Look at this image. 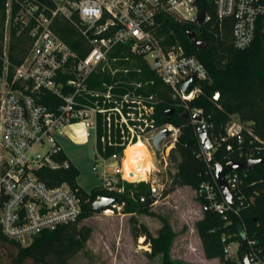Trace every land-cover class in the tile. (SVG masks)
<instances>
[{"label": "built area", "instance_id": "obj_1", "mask_svg": "<svg viewBox=\"0 0 264 264\" xmlns=\"http://www.w3.org/2000/svg\"><path fill=\"white\" fill-rule=\"evenodd\" d=\"M213 1L220 18H233L237 48L249 47L258 33L264 45V0ZM14 4L19 5L14 20L29 30L32 45L24 59L11 67L9 30L0 52V231L27 246L41 230L74 221L82 212V199L70 183L50 185L39 174L44 167L68 169L74 165L68 156L61 158L66 153L58 137L67 130L72 128V138L80 143L89 142L94 132L96 161L92 170L108 191L123 192L125 182H130L123 176L129 145L140 140L147 144L149 140L155 149L153 136L164 126L171 134L163 140L162 151L169 152L175 145L179 128L158 123L156 95L138 91L143 82L116 90L117 71L141 72L145 63L169 87L172 103L190 115L203 114L202 108L191 107L189 102L202 92L200 81L209 74L197 56L186 54L181 47L166 48L156 35L157 17L162 12L199 24L197 0H7L10 26ZM208 19L206 14L205 21ZM58 25L63 26V35L56 30ZM66 36L83 39L86 54L74 49ZM117 49H121L120 54H113ZM127 50L130 54L125 53ZM119 60L137 66L119 69ZM100 74L110 79L99 81ZM190 76H195L197 84L186 94L181 84ZM219 95L216 92L214 98ZM250 124L239 119L228 123L223 139L233 138L238 143L237 148L227 145L237 156L228 161L247 163L264 157V140L253 133ZM117 135L119 144L126 147L104 156L98 148L99 140L105 144ZM215 148L203 149L212 179L204 180L197 189V196L203 199L202 211L222 215L227 228L221 236L226 258L244 264L242 254L247 251L251 264H264L260 222L250 230L240 216L241 209L254 202L259 191H244L248 176L245 168L229 169L226 179L234 198L229 202L217 180L215 164L210 163Z\"/></svg>", "mask_w": 264, "mask_h": 264}, {"label": "trees", "instance_id": "obj_2", "mask_svg": "<svg viewBox=\"0 0 264 264\" xmlns=\"http://www.w3.org/2000/svg\"><path fill=\"white\" fill-rule=\"evenodd\" d=\"M6 3L7 0H0V52L3 50L4 24L7 19ZM197 3L199 8L205 10L209 16V19L203 24L178 20L170 13L162 12L157 17L156 35L166 48L181 47L186 54L197 56L205 64L209 76L206 80L200 81L202 92L189 104L191 107L203 109L208 134L216 146L210 163L215 164V161H221L226 164L230 158H237L227 149L229 143L237 148V141L233 138L223 139L226 135L227 124L233 115L236 114L239 120L244 123L250 122L253 133L264 140L263 36L258 33L249 47L237 48L232 34L233 18H220L213 0H197ZM18 9L19 5L14 4L8 44L11 67L24 59L32 45L29 30L22 28L21 24L14 20ZM65 29L70 31L68 26H65ZM190 29L197 31V38L201 39L206 47H200L195 40L189 38L187 31ZM56 30L63 35V26L58 25ZM66 39L81 55H85L88 51L83 39L71 40L67 36ZM120 50H115L113 54H120ZM125 53L130 54L128 50ZM141 66V72L132 70L127 74L119 73L115 75L114 79L119 81L116 90L118 88L123 90L125 88L123 86L133 88L134 82H143V87L138 91L147 94L153 93L159 101L156 106L158 123H170L179 128V135L171 150V160L176 163V172L170 174L172 184L170 188L164 190L163 194L166 196L178 186L183 185H190L198 189L204 180L212 179L198 135V124L194 123L191 118L184 117L183 107L172 103L169 87L162 82L157 74L145 63H142ZM98 77L99 81L102 78L110 79L103 74ZM216 92L220 94L218 98H214ZM172 108H175V111L167 114ZM99 133L100 135L103 133L101 123ZM246 137L250 138L248 134ZM111 141L108 140L103 144L99 140L98 143L99 151L106 157L119 153L126 147L125 144H119L121 141L119 135L113 137ZM61 158H67V155L63 153ZM245 170L248 176L244 191L250 194L256 189L259 194L254 202L241 209L240 216L250 230L255 229L257 222H260L259 230L263 235L264 180L262 179H264V164H257L253 169L245 167ZM138 173L131 176L123 173L124 178L132 181L125 182L123 192L108 191L102 185L87 191L78 183L80 171L75 165L68 169L42 168L39 174L48 184L54 185L61 182L71 184L82 199V212L74 221L59 224L52 229L41 230L27 246L9 239L0 231V251H4L0 252V264L4 257L7 261L6 264H70L69 260L86 247L92 234L90 226H79V224L95 212L92 204L104 194L120 197L119 205H122V211L131 214L130 221L134 237H145L146 241L151 243L153 254H163L164 264H185L170 258V247L175 233L164 216L152 211L149 205L143 204L144 198L150 197L153 192L151 186L146 185L147 180L141 179L135 182ZM252 182L254 183L251 185ZM197 199L201 204L203 203L202 198L197 196ZM138 213L160 216L163 224L157 236L151 233L146 224L138 220L136 217ZM235 221L233 228L236 229L238 221ZM224 224L225 221L221 214L211 211L203 212V217L198 222V232L205 256L209 259L218 257L224 264H238L236 260L225 257L224 243L221 240L223 232L227 231ZM215 228L217 230L213 231Z\"/></svg>", "mask_w": 264, "mask_h": 264}, {"label": "rangeland", "instance_id": "obj_3", "mask_svg": "<svg viewBox=\"0 0 264 264\" xmlns=\"http://www.w3.org/2000/svg\"><path fill=\"white\" fill-rule=\"evenodd\" d=\"M9 30L10 25L6 20L4 36ZM130 65L137 66L135 62L131 64L123 60L116 62L119 69L131 67ZM119 73L123 72L121 70L116 72ZM238 119L236 114L231 118ZM72 131L70 128L58 138L68 157L80 171L78 183L90 191L102 182L99 175L92 170V165L96 161L94 132L91 131L89 142L80 143L72 138ZM148 142L155 165L153 170L148 171L144 166H140L136 171L123 170V173L131 176L139 172L135 182L143 179L147 180L146 185L151 186L153 192L150 196L153 201L149 204L151 210L164 216L175 233L171 242L170 258L185 264H197L201 261L206 264H220V260L216 258L204 261V248L198 232V222L203 217V211L197 199V189L192 186L185 187L178 193L172 192L169 197L165 196L163 192L172 184L170 174L176 172V163L171 160V151L157 152ZM108 210L94 212L80 222L79 226H90L92 234L86 247L69 260L70 264H164L163 254H153L151 243L147 242L145 237H134L131 215L122 211V205L110 208V212ZM136 217L148 226L154 236L158 235L163 224L160 216L138 213ZM6 262L4 257L2 264Z\"/></svg>", "mask_w": 264, "mask_h": 264}, {"label": "water", "instance_id": "obj_4", "mask_svg": "<svg viewBox=\"0 0 264 264\" xmlns=\"http://www.w3.org/2000/svg\"><path fill=\"white\" fill-rule=\"evenodd\" d=\"M206 12L205 10L201 9L197 18V22L199 24H203L205 22ZM187 34L190 39L195 40L196 44L200 47H206V44L199 38H197V31L194 29H190L187 31ZM197 81L195 76H190L188 79H186L182 84L181 87L184 90L186 94L190 93L192 89L196 86ZM175 111V108H172L170 111L167 112V114H171ZM184 117L186 118H192L195 121H198V135L200 138V142L202 144V148L204 150H209L214 147V144L212 142V139L210 138L208 134L207 129V123L204 120V116L202 113H194L190 115L189 113L185 112ZM171 134V130L164 126L161 128L154 136H153V146L155 147L157 152L162 151V143L165 138H167ZM263 158H257V159H250L247 163H244L242 161L237 160H230L226 164H224L221 161H215V172L216 177L219 182V185L225 194L227 200L229 202H234L233 195L229 189L227 179H226V173L229 169L232 170H239L243 169L245 167H248L249 169H253L257 164L263 163ZM152 198H144L143 204L145 206L152 203ZM120 204V197L119 196H110L107 194H104L101 196V198L95 200L92 204V208L95 212H101L105 209H110L112 207H116ZM242 259L244 264H251L248 252L244 251L242 254Z\"/></svg>", "mask_w": 264, "mask_h": 264}, {"label": "bare ground", "instance_id": "obj_5", "mask_svg": "<svg viewBox=\"0 0 264 264\" xmlns=\"http://www.w3.org/2000/svg\"><path fill=\"white\" fill-rule=\"evenodd\" d=\"M140 166H144L148 171H152L155 166L152 162V153L144 140L126 148L123 161V170L126 171H136ZM110 211L109 209L108 212Z\"/></svg>", "mask_w": 264, "mask_h": 264}, {"label": "crops", "instance_id": "obj_6", "mask_svg": "<svg viewBox=\"0 0 264 264\" xmlns=\"http://www.w3.org/2000/svg\"><path fill=\"white\" fill-rule=\"evenodd\" d=\"M60 141V140H59ZM60 143H61V141H60ZM62 144V143H61ZM63 146V145H62ZM64 149V148H63ZM65 151V150H64ZM66 153V152H65ZM66 155H67V153H66ZM68 156V155H67ZM70 159V158H69ZM72 161V160H71ZM185 187H189V188H191L190 187V185H183V186H178L175 190H173L172 192L173 193H178L182 188H185ZM169 193L167 196L169 197L171 194H173V193ZM131 215V214H130ZM207 260H212V259H209V258H207L206 256H205V260L204 261H207ZM197 264H206L205 262H199V263H197Z\"/></svg>", "mask_w": 264, "mask_h": 264}]
</instances>
